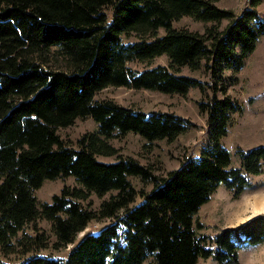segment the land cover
Here are the masks:
<instances>
[{
    "label": "trees",
    "instance_id": "16d2710c",
    "mask_svg": "<svg viewBox=\"0 0 264 264\" xmlns=\"http://www.w3.org/2000/svg\"><path fill=\"white\" fill-rule=\"evenodd\" d=\"M217 0H0V249L46 246L43 233L25 227L38 218L49 222L53 246L64 247L91 221L112 220L87 232L65 258L33 253L19 264H196L212 257L237 262L238 250L264 241V214H256L214 234H200L194 214L220 183L237 196L251 174L264 166V143L236 147L238 165L222 144L239 104L227 93V70L239 71L264 35L260 0L239 13ZM188 16L200 21L228 18L202 32L178 27ZM163 29L162 34L158 31ZM134 34L136 39L124 40ZM165 55L168 64L133 68ZM204 69L210 81L181 73ZM232 77L230 80H233ZM107 86L185 94L209 89L199 102L206 113V143L157 177L137 159L121 157L110 143L116 133L133 132L147 141H172L194 124L173 112L96 99ZM220 91L221 96L216 93ZM91 116L96 128L77 146L58 135L59 126ZM116 155L112 161L98 156ZM151 181L137 189L129 176ZM72 176L50 200L35 195L45 179ZM104 197L92 207L89 197ZM197 228L201 223L196 220ZM28 237V240L26 239ZM0 264H7L0 259Z\"/></svg>",
    "mask_w": 264,
    "mask_h": 264
},
{
    "label": "rangeland",
    "instance_id": "374dc122",
    "mask_svg": "<svg viewBox=\"0 0 264 264\" xmlns=\"http://www.w3.org/2000/svg\"><path fill=\"white\" fill-rule=\"evenodd\" d=\"M249 0H217L220 7L229 8L234 13H239L248 5ZM257 11L264 18V0H260ZM228 18L218 21H200L184 16L173 22L175 26L187 27L191 30L202 32L210 23H215L223 28ZM163 29L158 31L162 34ZM124 40H134V34L124 35ZM133 68H143L156 64H168L165 55L154 57L148 62L131 61ZM181 73L196 77L202 81H210L209 74L202 68L190 70L183 66ZM225 76L229 81L226 93L239 104V111L231 114V121L227 133L222 138V144L231 153V166H237L239 161L234 150L252 147L264 143V35L259 38L255 49L246 57L244 66L237 72L227 70ZM232 77L233 80H230ZM209 89L201 91L197 87H191L185 94L163 93L150 89H135L126 86H107L95 94L96 99L109 98L118 104L139 108L145 111L160 110L178 114L194 125L185 132L179 134L172 141L157 139L147 141L140 135L127 132L116 133L109 141L117 148L121 157L131 156L144 164L157 177H165L169 170L177 168L180 163L190 156H196L206 143L207 120L206 113L199 107V102L211 96ZM221 96L220 91L216 93ZM96 128V123L91 116L78 117L67 126H59L56 131L63 142L76 147L77 139L85 132ZM100 160L112 161L116 155L98 156ZM132 184L140 190H149L151 181L139 179L137 176H129ZM74 185L72 176L45 179L41 186L35 190L38 203L48 201L53 193H58L64 185ZM97 197L92 194L89 201L92 207H97L99 202L106 197ZM254 208V209H252ZM256 214H264V166L259 173L251 174L248 183L242 191L234 196L232 191L220 183L210 198L200 205L194 214V229L200 234H214L224 227L235 226ZM244 216V217H242ZM196 220L201 223L197 228ZM112 220L105 218L100 221H91L84 230L80 231L73 243L64 247H54V236L49 222L44 218H38L25 227L29 234L43 233L47 236L46 246L26 250L25 245L17 244L8 252L3 253L0 249V259L7 264H19L25 257L37 253L65 258L69 249L87 232H96ZM28 240V237H26ZM196 264H218L212 255L207 258H199ZM230 264H264V241L256 244H246L238 250L237 262Z\"/></svg>",
    "mask_w": 264,
    "mask_h": 264
},
{
    "label": "bare ground",
    "instance_id": "6f19581e",
    "mask_svg": "<svg viewBox=\"0 0 264 264\" xmlns=\"http://www.w3.org/2000/svg\"><path fill=\"white\" fill-rule=\"evenodd\" d=\"M252 209H254V208H252ZM242 217H244V216H242Z\"/></svg>",
    "mask_w": 264,
    "mask_h": 264
}]
</instances>
